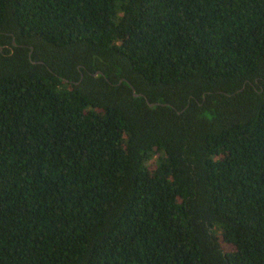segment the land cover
<instances>
[{"label":"trees","instance_id":"obj_1","mask_svg":"<svg viewBox=\"0 0 264 264\" xmlns=\"http://www.w3.org/2000/svg\"><path fill=\"white\" fill-rule=\"evenodd\" d=\"M0 264H264V0H0Z\"/></svg>","mask_w":264,"mask_h":264},{"label":"water","instance_id":"obj_2","mask_svg":"<svg viewBox=\"0 0 264 264\" xmlns=\"http://www.w3.org/2000/svg\"><path fill=\"white\" fill-rule=\"evenodd\" d=\"M135 91V90H134ZM136 95H138V94H136ZM142 96V95H141Z\"/></svg>","mask_w":264,"mask_h":264}]
</instances>
